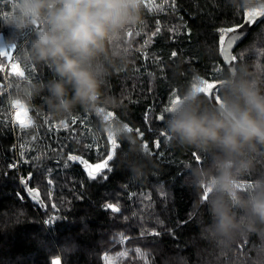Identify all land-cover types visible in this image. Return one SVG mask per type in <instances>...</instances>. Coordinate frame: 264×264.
<instances>
[{
  "label": "trees",
  "instance_id": "obj_1",
  "mask_svg": "<svg viewBox=\"0 0 264 264\" xmlns=\"http://www.w3.org/2000/svg\"><path fill=\"white\" fill-rule=\"evenodd\" d=\"M14 3L0 0V41L18 40L11 64L0 42V264H54L57 259L61 264H226L222 248L201 235L200 224L208 218L204 193L186 182L188 165L205 166L208 159L169 142L163 127L173 100L194 78L217 85L228 71L220 39L245 23V12L235 11L229 0H143L140 22L118 44L124 59L104 85L119 107L103 112V120L118 119L130 129L142 149L133 154L127 141L116 138L113 149L114 137L100 132L94 113L76 108L66 119L53 118L43 93L31 106L20 102L31 123L12 124L11 102L18 101L12 82L24 80L12 66L19 64L33 81L52 77L47 66L17 58L26 41L4 23ZM230 62L232 67L247 63L264 81V19ZM215 94L218 98L219 88ZM109 154L111 171L105 168L90 179L89 172L95 173ZM126 154L143 165L139 178L120 159ZM29 176L31 193L21 184ZM260 177L264 153L256 156L255 170L240 178L247 184L240 192L247 193ZM241 240L252 257L264 246L256 235L236 243Z\"/></svg>",
  "mask_w": 264,
  "mask_h": 264
},
{
  "label": "clouds",
  "instance_id": "obj_2",
  "mask_svg": "<svg viewBox=\"0 0 264 264\" xmlns=\"http://www.w3.org/2000/svg\"><path fill=\"white\" fill-rule=\"evenodd\" d=\"M237 12H264V0H229ZM143 0H15L5 25L13 36L26 41L18 59L47 66V81L12 82L15 99L31 106L44 95L53 118L66 119L76 108L100 118V132L127 141L128 152L142 149L120 120H103V112L119 107L106 94V80L123 61L118 44L141 20ZM9 38L3 48H16ZM196 77L180 95L164 120L169 142L207 157L205 166L188 165L186 182L198 194L207 192L208 218L201 235L219 248L231 249L251 235L264 239V177L241 193L240 178L255 170L256 156L264 153V81L247 63L228 69L218 81L219 94L209 101ZM103 110V111H102ZM134 178L143 165L128 161Z\"/></svg>",
  "mask_w": 264,
  "mask_h": 264
},
{
  "label": "snow or ice",
  "instance_id": "obj_3",
  "mask_svg": "<svg viewBox=\"0 0 264 264\" xmlns=\"http://www.w3.org/2000/svg\"><path fill=\"white\" fill-rule=\"evenodd\" d=\"M245 16L247 17L249 26H251V24L256 20L257 17L259 16H264V12H261L259 10H254L252 12H245L244 13ZM229 31L236 33V29H230ZM129 35H131V33H129ZM243 35V33H238V34H234L231 37L227 38V41L225 40V36H221L220 39V43L221 45H224L226 43L227 48L231 49L233 43H235L236 40H238L240 38V36ZM233 59H235V57H233ZM12 71L14 72V74L18 77H20L21 79H26L25 76V71L23 69L20 68L19 64H15L12 66ZM205 83V87L201 89V91L211 94V90L214 89L216 87L215 84L212 83ZM179 97H177L175 100H173L171 107L168 109V111L175 106V104L178 102ZM13 104L15 106H21L20 105V101H14ZM26 109H25V114H26ZM20 123L25 124L27 123V121H20ZM127 128V126H126ZM128 131H130V129L127 128ZM110 137H113L111 135H109ZM112 146L113 149L116 148V139L113 138L112 139ZM69 159H76L75 157H69ZM120 159L125 161V166L128 167V161H131L132 163H139V158L135 155L133 156H129V155H125L123 157H121ZM113 160V155L109 154L107 157V160L104 161L103 164H97L95 167L97 169V171L95 173L93 172H89V178L92 180H96L97 176H99L102 172L103 169L108 168V161ZM109 171H111V168H108ZM103 179L106 180L107 176H103ZM28 180H31V176H29L27 178V180L25 179H21V184H23L25 187L27 186V182ZM49 185L53 184V181L50 179L48 181ZM238 187H241V185H238ZM251 187V186H249ZM28 191L31 193L32 190L28 189ZM204 199H207V192H204ZM53 207H55V205H53ZM107 209H111L112 211H119V209L117 207H115L112 204H107L106 205ZM152 235H157V233H152ZM246 241L241 240L239 243H235L232 245L231 249H221V256L227 257V261L226 264H264V246H261L260 248L256 249V255L255 257H252L251 255H249L246 251ZM137 252H139V249L136 250ZM222 264H225V262L222 260Z\"/></svg>",
  "mask_w": 264,
  "mask_h": 264
},
{
  "label": "water",
  "instance_id": "obj_4",
  "mask_svg": "<svg viewBox=\"0 0 264 264\" xmlns=\"http://www.w3.org/2000/svg\"><path fill=\"white\" fill-rule=\"evenodd\" d=\"M264 19V16H259L256 18V20L251 24V26H249L248 20L246 19L245 23L239 27L238 29H236V33L231 32L227 38L231 37L234 34H238V33H243V35L240 36V38L238 40L235 41V43H233L231 49L227 48L226 43L224 44V52H225V59L227 60V63L229 65V68L232 67L231 65V57L233 54V51L238 47V45L240 44V42L248 35V33L257 26V24L262 21ZM227 41V39H226ZM230 60V61H229ZM218 89V84L216 85V87L214 89L211 90V94H210V100L212 102H215L216 98V94L215 91ZM23 185V184H22ZM28 185H29V180L27 182V186L24 187L28 190Z\"/></svg>",
  "mask_w": 264,
  "mask_h": 264
},
{
  "label": "rangeland",
  "instance_id": "obj_5",
  "mask_svg": "<svg viewBox=\"0 0 264 264\" xmlns=\"http://www.w3.org/2000/svg\"><path fill=\"white\" fill-rule=\"evenodd\" d=\"M0 42H1L2 55L8 57L9 60L7 62H8V64H11L12 62L15 61V58H16L15 55H13L14 48H12V49L3 48V46L6 44V42L5 41L3 42L2 40ZM4 68L6 69L7 67H4ZM11 103L13 104V101ZM20 105L21 106H19V107L14 105V107H16V109H17L16 112H12V109L10 110L11 121H12V124L15 126H16V124H21V125L26 126V125L31 123V120L28 118L27 112L25 114V107L21 103H20ZM20 121H27V123L22 124V123H20ZM239 185H241V187H239V189H243V188L247 187V184L245 182L240 181ZM54 264H61V260L57 259L56 261H54Z\"/></svg>",
  "mask_w": 264,
  "mask_h": 264
},
{
  "label": "built area",
  "instance_id": "obj_6",
  "mask_svg": "<svg viewBox=\"0 0 264 264\" xmlns=\"http://www.w3.org/2000/svg\"><path fill=\"white\" fill-rule=\"evenodd\" d=\"M11 109H12V112H16L17 111V109H16V107H14V105L11 106Z\"/></svg>",
  "mask_w": 264,
  "mask_h": 264
}]
</instances>
